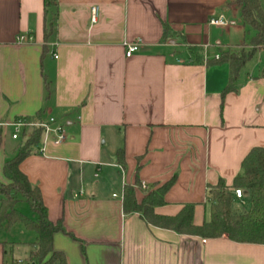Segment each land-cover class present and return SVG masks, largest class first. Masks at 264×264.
Instances as JSON below:
<instances>
[{"label": "crops", "instance_id": "0c3cea01", "mask_svg": "<svg viewBox=\"0 0 264 264\" xmlns=\"http://www.w3.org/2000/svg\"><path fill=\"white\" fill-rule=\"evenodd\" d=\"M231 2L57 0L44 42L42 0H0V182L30 131L14 139L12 123L41 112L40 121L63 124L62 144L36 148L19 167L40 189L49 219L70 233L53 237L66 264H264L263 244L182 234L122 208L125 185L140 201L173 179L154 212L174 216L193 204V223L201 225L209 189L221 179L232 191L242 159L264 147V64L248 61L235 90L222 96L229 66L206 63L244 46ZM219 14L234 24L210 25ZM163 23L174 33L165 42ZM18 35L31 39L18 43ZM135 41L138 50L126 57L124 44ZM4 230L0 264L19 260L20 248L28 262L35 233L15 240Z\"/></svg>", "mask_w": 264, "mask_h": 264}, {"label": "trees", "instance_id": "16d2710c", "mask_svg": "<svg viewBox=\"0 0 264 264\" xmlns=\"http://www.w3.org/2000/svg\"><path fill=\"white\" fill-rule=\"evenodd\" d=\"M240 9L241 24L244 29V45L247 50L239 52L221 50L218 58L207 61V64L226 63L229 66V81L223 89L222 96L235 90L234 83L245 64L258 50L264 51V11L260 0H232ZM44 12V42L52 34L54 20L57 16V0H42ZM161 42H165L174 33L166 24H162ZM45 45L43 51L45 52ZM195 54V60L202 62L199 49L190 48ZM264 76V69L262 71ZM41 112L34 117H25L26 123L38 122ZM42 129L32 128L28 134L23 133V139L16 146L14 154L8 158L2 168L6 183L0 182V230L19 223L26 230L33 231L35 241L31 243L28 264H66L62 252L53 247V237L56 233L70 234L62 224V220L52 221L47 214L40 189L32 185L28 177L20 170L21 162L36 151L41 141ZM123 148L117 150V161L123 163ZM173 179L164 184L145 191L138 201L134 187L125 185L122 193V208L124 212H138L149 224L167 228L182 234L195 235L202 238H217L225 235L238 243L264 245V147H253L241 161V172L231 184L248 192V206L241 211H234V194L223 180L208 191V218L201 225H194V205L185 204L174 216L159 215L154 209L164 203L163 196L171 186ZM136 185L138 183L136 182ZM24 202L28 205L31 215L19 210L16 205ZM10 264H14L13 262Z\"/></svg>", "mask_w": 264, "mask_h": 264}, {"label": "built area", "instance_id": "2783aa9c", "mask_svg": "<svg viewBox=\"0 0 264 264\" xmlns=\"http://www.w3.org/2000/svg\"><path fill=\"white\" fill-rule=\"evenodd\" d=\"M97 7L91 8V19H95ZM208 23L213 26L218 27H229L234 24L233 21L227 20L222 14L217 15L216 17H211L208 20ZM27 39H31L25 35H18L16 37V41L18 43L25 42ZM138 41L132 43H125V56L129 57L138 50ZM56 57V55H54ZM215 58H218L216 56ZM13 128L12 138L16 139L20 135V133L25 129H32L34 127H39L42 129L41 141L37 146L38 152L43 153L44 146L46 143H52L53 145H60L66 140V133L63 127V124L58 123L53 117H49L46 121H38V122H30L26 123L23 119H19L11 124ZM28 134V133H27ZM236 199H240L243 197V191L239 188H233L231 191ZM14 264H22L21 260H17L13 262Z\"/></svg>", "mask_w": 264, "mask_h": 264}, {"label": "rangeland", "instance_id": "374dc122", "mask_svg": "<svg viewBox=\"0 0 264 264\" xmlns=\"http://www.w3.org/2000/svg\"><path fill=\"white\" fill-rule=\"evenodd\" d=\"M260 1H261L262 8L264 10V0H260ZM236 23H237V21H236ZM244 38H246L245 35H244ZM248 48H249V46L244 45V46H242L240 48H237L235 50L230 49V51L239 52L241 50H247ZM250 60L253 61V62L259 61V62H261V64H264V51L262 50L261 52H256ZM247 206H248V198L246 196H244L243 198H240V199H237V200L234 201L233 210L234 211H241V209H246ZM16 208H17V210H19L20 212H22V213H24V214H26L28 216L31 215V212H30V209H29L28 205L26 203H24V202H19L16 205ZM207 210H208V208H207ZM21 229L23 230L24 235H20L19 232H20ZM4 231L9 236H11L13 239H15V240H21V238L27 239V237L30 234L34 235L33 231L26 230L19 223L13 224L9 228H5ZM22 251H23L22 248H20L19 251L15 250V252H13L14 257H16L17 259L21 260L22 264H28V262L25 261L24 253H22ZM18 257H20V258H18ZM31 264H33V263H31Z\"/></svg>", "mask_w": 264, "mask_h": 264}]
</instances>
